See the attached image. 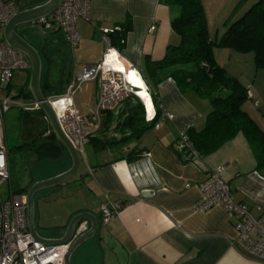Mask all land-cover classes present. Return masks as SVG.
I'll return each instance as SVG.
<instances>
[{
	"label": "crops",
	"instance_id": "obj_1",
	"mask_svg": "<svg viewBox=\"0 0 264 264\" xmlns=\"http://www.w3.org/2000/svg\"><path fill=\"white\" fill-rule=\"evenodd\" d=\"M10 1L17 13L39 6L46 0ZM91 2L89 20L77 21L82 39L78 48L71 49L62 32L40 36L49 56L44 77L53 89L47 98L63 95L76 73L102 61L106 52L104 30L129 28L126 46L120 55L125 66L137 70L140 75L147 72L148 63L162 61L169 46L176 47L181 41L180 36L173 32L171 23L179 15V10L166 0ZM256 2L258 0H201L210 39L214 41L209 31L215 23L224 21L243 3H246L244 7L247 9ZM28 28L39 31L32 24ZM26 30L20 27V32ZM221 52L228 54V57L235 55V52L227 48L214 49L217 64L227 70V65L218 56ZM111 60L115 62L114 58ZM119 67L124 68V65L120 63ZM140 78L145 85L143 90L149 89ZM30 82L31 76L25 86L16 90L17 83L12 80L7 93L15 99L24 97L23 103L31 104L34 100L29 90ZM95 87L97 93L93 98L97 105V82ZM245 87L251 92L250 84ZM22 91L26 93L25 96L20 95ZM153 92L159 98V105L157 108L154 106L159 113L154 127L141 140L123 141L124 135L129 134L126 132L123 135L121 129L115 130V126L105 134L99 132L95 135L104 145L97 146L94 156L109 153V157L105 161H94L95 165L86 160L87 168L83 173L80 170L71 182L60 185L58 195L65 197L67 204L46 205V210L52 208L51 223L44 220L46 206L39 208V233L48 239H61L75 216L90 213L99 222V230L95 238L78 250L72 259L73 264H263L246 257L236 247L237 218L228 216L222 207L208 211L198 209L203 201L201 184L219 167H224L223 179L233 192L234 201L247 204L250 214L261 220L264 227V177L256 171V159L249 142L243 134L238 135L218 152L206 156L201 167L186 164L177 153L175 144L189 128L199 132L204 130L212 106L193 92L182 93L170 78L154 86ZM146 93L148 101L143 100L150 109L152 100ZM251 93L255 100L259 99L255 92ZM77 96L74 100L79 111L85 115L92 114L85 107L84 100ZM244 108L264 132V108L260 105L255 107L251 102L246 103ZM141 111L145 115V109L141 108ZM167 112L174 116L173 120L159 121V117ZM123 119L114 114V125ZM34 128L25 129L29 139L35 138ZM39 136L41 139L47 138L44 134ZM107 136L109 144H105ZM5 140L8 145L6 128ZM91 141L86 148L95 146ZM57 147L60 150L59 158L44 160L50 163L43 161L48 169L37 164V170H43L37 182L47 181L71 168L70 157L59 141ZM9 149L8 145V152ZM132 152L137 153L139 158L129 161L127 156ZM8 165L12 181L10 152ZM111 203H119L123 209L106 224L101 207Z\"/></svg>",
	"mask_w": 264,
	"mask_h": 264
},
{
	"label": "built area",
	"instance_id": "obj_2",
	"mask_svg": "<svg viewBox=\"0 0 264 264\" xmlns=\"http://www.w3.org/2000/svg\"><path fill=\"white\" fill-rule=\"evenodd\" d=\"M91 3V0H63L62 5L52 13L50 18L32 25L39 31L58 30L62 32L70 48L74 50L82 41L77 21L79 19L89 20ZM15 14L13 2L0 0V187L11 183L4 115L13 107H22L27 112L40 111L37 103H19L7 93L13 74L18 71H28L31 67L24 54L14 50L3 40L4 27ZM110 33L112 31H103L106 52L102 61L97 65L84 67L81 72L76 73L63 95L48 98L49 104L56 113L62 133L84 161H86L85 147L101 130L104 114L108 112L118 116L123 112L125 104L133 99H140L138 89L128 81L125 74V71L128 72L131 68L125 66L121 53L111 47L107 36ZM112 57L117 63L111 60ZM119 62L124 65V68L119 67ZM134 71L140 76L137 70ZM92 81L97 82L99 87L97 108L92 115H85L79 111L74 99L81 87ZM247 93L249 101L255 107H259L253 93L250 91ZM140 101L145 109L146 121L155 122L158 113L154 105L152 104L153 110L151 111L143 99ZM173 118L174 116L167 112L159 117V121H172ZM43 121L49 124L46 116ZM175 145L177 153L186 164L196 167L203 165L201 156L198 155L186 134H183ZM224 171V167H219L210 174L207 181L201 184L203 201L198 209L208 211L215 207H222L228 216L237 218L235 223L236 247L246 257L264 264L262 221L250 214L247 204L234 201L233 192L223 179ZM27 206L26 194H18L11 189L10 195L4 200L0 189V264H65L64 259L71 250L72 244L77 238L87 233L90 223L87 221L81 223L70 242L47 246L32 237L29 225H27ZM122 209L123 205L119 203L102 206L101 213L104 223L111 222V219L117 216Z\"/></svg>",
	"mask_w": 264,
	"mask_h": 264
},
{
	"label": "trees",
	"instance_id": "obj_3",
	"mask_svg": "<svg viewBox=\"0 0 264 264\" xmlns=\"http://www.w3.org/2000/svg\"><path fill=\"white\" fill-rule=\"evenodd\" d=\"M166 1L179 10V15L171 23L173 32L180 36L181 41L176 47L169 46L162 61L148 63L147 72L141 74L145 84L152 89L150 96L154 106L157 108L159 105V98L153 92V87L160 85L165 78L173 80L182 93L193 92L202 100L209 101L212 111L206 117L204 130L199 132L194 128H189L186 131L198 155L204 160L206 156L218 152L229 141L243 134L254 153L256 171L264 177V132L249 117L244 108L245 104L250 102L247 93L249 90L236 78L230 76L227 70L221 68L214 57L216 48H227L236 53H252L255 57L256 68L264 69V0H258L246 14L231 24L219 41L210 39L201 0ZM128 31L129 28L116 27L112 33L107 35L112 49L122 53L126 46ZM37 32L39 36L46 37L48 34L60 31L41 30ZM18 33L26 40L20 30ZM31 42L42 58L44 67L41 89L43 94L49 97L48 93L53 89L44 77L45 64L49 56L44 41L41 43L40 39L35 40L37 45L33 43L34 41ZM25 94L23 91L20 93L22 96ZM134 100L138 107H132L130 103L126 108V113L122 112L117 116V118L124 117V119L118 120L115 125L113 123L114 114L106 112L99 132L105 134L115 126V130L121 129L123 135L126 132L129 134V136L124 135L123 141L141 140L154 127L156 120L151 123L146 122L144 112L141 111L143 106L138 99ZM36 112L44 118L41 111ZM44 135L49 141L37 145V154L42 156L39 160L59 158L58 140L48 124ZM94 138L91 141L94 145L100 147L104 145V142L95 136ZM105 144H109V141H105ZM138 158L135 152L127 156L129 161ZM27 193L24 194L27 195Z\"/></svg>",
	"mask_w": 264,
	"mask_h": 264
},
{
	"label": "rangeland",
	"instance_id": "obj_4",
	"mask_svg": "<svg viewBox=\"0 0 264 264\" xmlns=\"http://www.w3.org/2000/svg\"><path fill=\"white\" fill-rule=\"evenodd\" d=\"M246 3H243L242 6L240 7H236V9L231 13L229 17L224 18V21H219L215 23L216 25L211 29V31H209L210 33H212L214 41H219L224 36L226 29L231 24L235 23L238 18H241L244 14L248 12V10L251 8L253 4L251 3L248 6V8L245 9L244 6H246ZM22 28L28 29L26 31H23L24 33L21 32L23 36L26 37V40L30 42L34 41L33 43L36 44L35 40L40 39L39 38L40 36L37 33V31L28 28V26H23ZM225 52H221L218 56L223 60L224 65L225 66L227 65L226 69L229 71L230 73L229 75L230 76L232 75L234 78L240 81L244 86L250 84L251 92L253 91L257 94V96L259 97L258 99L259 101L257 100V102L260 105V107L264 108V69L260 70L256 68L255 57L253 56L252 53L244 54V53L235 52V55H232L231 58L228 57V54H226ZM30 76H31V69L29 71H18L14 73L12 76V80H14V82L17 83V84L14 83L15 85H17L16 90H19L23 86H25ZM95 85L96 82L86 84L81 87L80 92L77 94L78 95L77 98L80 99L81 97L84 100L85 107L91 110V112L93 113H95L97 108L96 100L93 98V96L95 97L97 93V87H95ZM15 100L19 103L25 102L24 97H20V99H15ZM4 116H5L4 127L6 128V139L8 140V145L10 148L9 152L11 155L12 177H13L11 181V185L6 184L0 187L2 197L5 200L10 195L11 189H13V191L18 194L27 193L30 189L28 187L32 183L35 184L38 178H41V174L43 170L41 169L40 171H38L37 167L39 166H37V164L38 165L41 164L42 168L48 169V166L43 163L44 160H39V158H42V156L37 154L36 149H37V145L46 143L49 141V139L48 138L41 139L39 136V134L43 135L45 133V130L47 129V125L44 123L41 115L36 111L27 112L22 107L20 108L13 107ZM26 127L31 128V130H33V128L35 127L34 128L35 138L29 139L28 134L25 133ZM107 140H109L108 136L105 141ZM8 145H7V149H8ZM97 149L98 148L96 145L91 148L85 147L86 160L91 165H95L94 161L97 160L105 161L110 155L109 153H98V155L94 156V154H96L94 151ZM80 161H81L80 170L83 173L84 170H86L87 165H86V161H84L82 157H80ZM9 170H10V166H9ZM10 174H11V170H10ZM60 188L61 187L48 190V192L44 193L45 194L44 197L40 196L41 195L40 194L39 195L40 197L38 196L36 198L37 212L39 211L40 207L44 208L47 204L50 203H57L58 205L67 204L65 203L67 199L65 197H61L60 195H58ZM46 208L47 206L43 211L46 214L44 216V220L47 221L48 223H51L53 218V212H51L50 210L52 208L49 207L48 210H46ZM50 214L52 216H50Z\"/></svg>",
	"mask_w": 264,
	"mask_h": 264
},
{
	"label": "water",
	"instance_id": "obj_5",
	"mask_svg": "<svg viewBox=\"0 0 264 264\" xmlns=\"http://www.w3.org/2000/svg\"><path fill=\"white\" fill-rule=\"evenodd\" d=\"M62 2L63 0H47L39 6L17 12L4 27L3 40L14 50L24 54L28 60L29 65L31 66V82L29 90L32 94L34 100L33 102L39 105L41 113L48 118L49 126L51 127L55 138H57L63 149L66 150L72 162L71 168L68 171L59 174V176L47 179V181L36 182L30 187L27 193V225H29V231L36 241H40L42 244L47 246L63 245L64 243H68L73 240L77 227L83 221L89 220V222H91L90 229L87 231V233L75 240L71 246V250L64 259L65 264H73L72 259L78 250L97 235L99 230V222H97V219L92 214L84 213L75 216L71 220L64 233V236L61 239H48L44 236H41L39 233L37 224L38 212L36 198L40 194L48 192V190L58 188L60 185L69 183L72 181V179L76 178L79 175L81 161L76 149H74L72 144L62 133L60 125L58 124L56 113L54 112L53 108L48 102V98L43 94V90L41 89L44 67L42 64L41 55L30 42L26 41L18 33V28L20 27L35 24L40 22V20L50 18L52 13H54L62 5ZM130 103L132 107H138V104H136L134 99L131 100ZM130 103L125 104L123 107V113H126V108Z\"/></svg>",
	"mask_w": 264,
	"mask_h": 264
},
{
	"label": "bare ground",
	"instance_id": "obj_6",
	"mask_svg": "<svg viewBox=\"0 0 264 264\" xmlns=\"http://www.w3.org/2000/svg\"><path fill=\"white\" fill-rule=\"evenodd\" d=\"M113 58V57H112ZM111 58V59H112ZM116 62V61H115ZM117 63V62H116ZM126 74V76H127V78H128V81H130V83L132 84V85H134V87L136 88V89H138V97L141 99V97H143L142 99H147V101H148V97H147V93L146 92H148L147 91V89L146 90H143V89H145V85H143V82H142V79L139 77V75L137 74V73H135V71L133 70V69H130L129 71H128V73H125ZM145 91V92H144ZM141 99V100H142ZM151 111L153 110L152 109V105H151Z\"/></svg>",
	"mask_w": 264,
	"mask_h": 264
},
{
	"label": "clouds",
	"instance_id": "obj_7",
	"mask_svg": "<svg viewBox=\"0 0 264 264\" xmlns=\"http://www.w3.org/2000/svg\"><path fill=\"white\" fill-rule=\"evenodd\" d=\"M140 77H142V75H140ZM143 78V77H142ZM144 81V80H143ZM145 83V82H144ZM147 91H148V94H149V96H150V92H149V89H148V87H147ZM151 97V96H150ZM138 100H140V99H138ZM151 100H152V104H153V99H152V97H151ZM140 103H141V101H140ZM141 105L143 106V103H141ZM154 105V104H153ZM144 109V108H143ZM145 116V115H144ZM156 120V119H155ZM27 196V195H26ZM90 229V228H89Z\"/></svg>",
	"mask_w": 264,
	"mask_h": 264
},
{
	"label": "flooded vegetation",
	"instance_id": "obj_8",
	"mask_svg": "<svg viewBox=\"0 0 264 264\" xmlns=\"http://www.w3.org/2000/svg\"><path fill=\"white\" fill-rule=\"evenodd\" d=\"M20 30V28H18V31Z\"/></svg>",
	"mask_w": 264,
	"mask_h": 264
}]
</instances>
